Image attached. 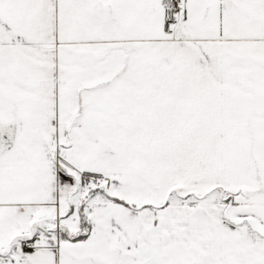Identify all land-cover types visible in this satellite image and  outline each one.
I'll return each instance as SVG.
<instances>
[{"label":"snow or ice","instance_id":"snow-or-ice-1","mask_svg":"<svg viewBox=\"0 0 264 264\" xmlns=\"http://www.w3.org/2000/svg\"><path fill=\"white\" fill-rule=\"evenodd\" d=\"M0 264H264V0H0Z\"/></svg>","mask_w":264,"mask_h":264}]
</instances>
